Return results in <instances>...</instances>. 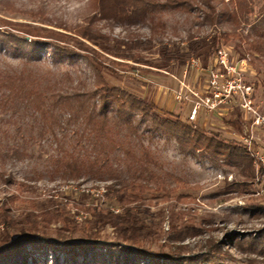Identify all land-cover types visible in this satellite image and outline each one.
Instances as JSON below:
<instances>
[{
    "label": "rangeland",
    "instance_id": "1",
    "mask_svg": "<svg viewBox=\"0 0 264 264\" xmlns=\"http://www.w3.org/2000/svg\"><path fill=\"white\" fill-rule=\"evenodd\" d=\"M10 1L17 10L0 6V17L24 25L0 26V173L16 180L7 184L0 179V206L6 202L16 224H0V243L18 232L29 212L61 208L69 220L78 221V230L71 244L50 240L37 250L32 256L39 264H113L120 240L112 226L101 229L94 249L79 246L88 215L78 205L119 210L104 195L107 184L159 177L172 187V177L178 176L190 185L175 193L187 195L186 200L173 197L136 211L131 232L143 248H178L182 256L194 257L184 264H264V174L257 171L264 130L249 133V147L244 130L251 117L231 102L213 111L201 107L196 119L189 120L197 98L192 92L204 89L219 49L234 65L245 59V65L239 63L243 79L253 85L255 103L264 111V0H198L190 10L163 7L165 0H155L158 5L147 7L142 18L129 10L117 17L100 15L91 0ZM38 5L47 10L52 25L25 14V8ZM209 5L215 7L210 18L203 11ZM87 23L110 39L94 45L79 37L76 30ZM233 30L244 37L226 40L224 33ZM10 36L25 41L26 47H40V56L28 57ZM127 38L148 43L134 48L116 41ZM164 48L171 51L170 61ZM106 83L142 97L163 116L246 145L254 158L252 167L184 152L174 138L138 113L119 111L111 103L104 107L100 93ZM11 194L17 196L13 201L6 199ZM212 244L222 251L210 255ZM130 250L134 254L135 248ZM137 264L164 263L145 258Z\"/></svg>",
    "mask_w": 264,
    "mask_h": 264
},
{
    "label": "trees",
    "instance_id": "2",
    "mask_svg": "<svg viewBox=\"0 0 264 264\" xmlns=\"http://www.w3.org/2000/svg\"><path fill=\"white\" fill-rule=\"evenodd\" d=\"M204 1L207 3L210 2V0ZM197 2L198 0H165L161 5L168 8L181 6L184 9L190 10L192 6L195 7ZM91 3L94 10L98 11L100 15L117 17L129 10L130 14L138 18L144 16L147 7L158 5L155 0H91ZM0 6L12 12L17 10L16 6L10 0H0ZM263 9L264 4L262 6ZM203 11L205 12V16L210 18L212 13L215 12V7L209 5L208 10ZM24 12L35 21L52 25L50 20H48L47 10L43 5L25 8ZM222 13L226 15L227 12L224 10ZM12 24L24 25L0 17V26ZM76 34L94 45L98 40L108 41L110 39L101 29L92 23L80 26L76 30ZM223 36L226 40L231 37H244L241 32H237L236 30L225 32ZM10 39L17 43L16 47L18 49H22L23 52L28 51V57L40 56V47L33 45L26 47V42L18 40L15 36H10ZM78 41L92 54L100 55V52L87 46L82 40ZM116 41L123 45L130 43L134 48H142L148 43L147 40H141L140 38L117 39ZM37 43L41 44L42 41L39 40ZM251 44L254 45L253 42ZM164 49L165 55H167L166 59L170 61L172 58L169 55L171 51L167 48ZM127 57L138 61L133 55H128ZM100 97L104 107L106 104L111 103L112 108H116L119 111L127 110L131 113L135 112L142 118L150 120L154 129L174 138L184 152H201L211 158H224L237 163L245 162V165L249 167H252L254 163V158H252L246 145L236 142L233 139L224 140L215 134H210L204 128L194 123L186 122L179 118L163 116L156 112L153 106L147 103L142 97L126 89L118 86H109L106 83L101 88ZM257 171L261 175L264 174V167L259 160H257ZM172 178L174 182L172 187H167L159 177H153L150 181L136 178H123L107 184L104 187V195L114 201L119 208L118 211L100 204L78 205V208L88 215L84 221V228H82L84 237L81 240H84V243L79 246L85 250L89 248L94 249L97 240L101 237V229L106 225H110L119 236L118 240H120L114 246V249L118 251L119 255L114 258L113 264H137L139 260L145 258H149L153 262L161 259L164 264H184L185 260L192 261L194 257L182 256L181 250L178 248L166 252L145 249L140 238L131 232V226L137 216L136 211L138 209L141 210V207L164 202L173 197L179 201H184L188 198L187 195H176L175 193L178 188H188L190 185L178 176ZM0 179L7 184L16 182L15 178L10 174L5 175L0 173ZM149 191L156 193L145 197ZM16 198L17 196L15 194H11L6 199L13 201ZM59 222L61 226L51 227V224ZM0 224L5 225L6 228L13 227L16 224V218L10 214L9 208L6 207V202H3L0 206ZM77 230L78 221L69 220L65 211L61 208L53 211L43 210L39 213L29 212L25 217V221L19 224L18 232L14 235H8V238L0 243V264H39L40 260L32 256L37 250L50 245V240H54L55 244H71V237ZM51 232L54 233V236L51 235ZM124 246L127 249H124ZM130 248H135L134 254H131L132 250ZM209 251L210 255H217L222 249L218 244H212Z\"/></svg>",
    "mask_w": 264,
    "mask_h": 264
},
{
    "label": "built area",
    "instance_id": "3",
    "mask_svg": "<svg viewBox=\"0 0 264 264\" xmlns=\"http://www.w3.org/2000/svg\"><path fill=\"white\" fill-rule=\"evenodd\" d=\"M215 59V66L207 71L204 89L200 94L192 92L197 98L194 99L189 120L194 121L196 119L201 107L213 111L220 103L231 102L251 117L250 123H247L245 127V134L249 135V133L252 134L256 130H264V111L258 109L253 98V85L244 81L242 68L239 66V63L242 66L245 65V59L234 65L230 63L229 56L223 49L217 51ZM179 98L181 99V97ZM245 140L250 147L253 136L249 135L248 139ZM257 141L259 140L257 139ZM257 156L264 167V152L259 153ZM115 211H118V209Z\"/></svg>",
    "mask_w": 264,
    "mask_h": 264
}]
</instances>
